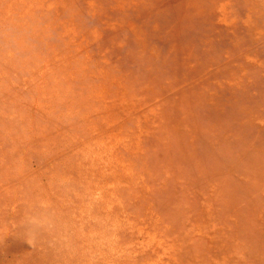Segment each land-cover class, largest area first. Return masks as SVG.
Listing matches in <instances>:
<instances>
[{
	"label": "rangeland",
	"instance_id": "rangeland-1",
	"mask_svg": "<svg viewBox=\"0 0 264 264\" xmlns=\"http://www.w3.org/2000/svg\"><path fill=\"white\" fill-rule=\"evenodd\" d=\"M0 264H264V0H0Z\"/></svg>",
	"mask_w": 264,
	"mask_h": 264
}]
</instances>
